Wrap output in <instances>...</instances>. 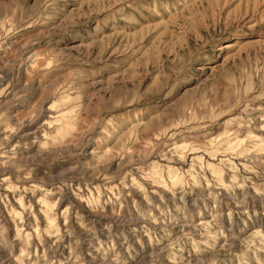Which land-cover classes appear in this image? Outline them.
Returning <instances> with one entry per match:
<instances>
[{
  "label": "rangeland",
  "instance_id": "1",
  "mask_svg": "<svg viewBox=\"0 0 264 264\" xmlns=\"http://www.w3.org/2000/svg\"><path fill=\"white\" fill-rule=\"evenodd\" d=\"M263 143L264 0H0V264H264Z\"/></svg>",
  "mask_w": 264,
  "mask_h": 264
},
{
  "label": "bare ground",
  "instance_id": "2",
  "mask_svg": "<svg viewBox=\"0 0 264 264\" xmlns=\"http://www.w3.org/2000/svg\"><path fill=\"white\" fill-rule=\"evenodd\" d=\"M240 35V34H239ZM237 36V35H236ZM231 46H233V44H230ZM230 45H223V47L221 48V49H223V48H225L226 46H229V47H231ZM62 117V114L61 115H59V118H56V119H60ZM55 119V120H56ZM264 144V143H263Z\"/></svg>",
  "mask_w": 264,
  "mask_h": 264
}]
</instances>
